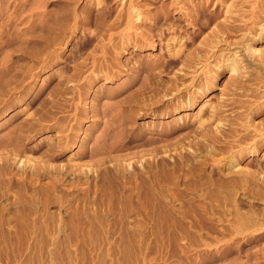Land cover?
I'll return each instance as SVG.
<instances>
[{"label":"rangeland","instance_id":"rangeland-1","mask_svg":"<svg viewBox=\"0 0 264 264\" xmlns=\"http://www.w3.org/2000/svg\"><path fill=\"white\" fill-rule=\"evenodd\" d=\"M173 1L138 0L163 35L138 51L125 45L130 0H0V264H264V146L238 155L214 141L231 87L226 48L211 62L224 68L216 83L198 82L206 95L176 109L170 92L192 86L171 72ZM211 12L199 7L197 34L181 42L192 52L214 36ZM158 56L171 66L157 79L136 73ZM240 112L264 129L263 103ZM237 163L258 172L238 182Z\"/></svg>","mask_w":264,"mask_h":264},{"label":"bare ground","instance_id":"bare-ground-1","mask_svg":"<svg viewBox=\"0 0 264 264\" xmlns=\"http://www.w3.org/2000/svg\"><path fill=\"white\" fill-rule=\"evenodd\" d=\"M139 2L138 0H130V6H128L129 8H127L129 10V13H128L129 16H128V30H126L127 32L126 34L124 33L126 35V37L124 36L126 40L125 45H127V48H134V49H137L138 51L155 50L158 48L159 44L162 43L163 35L160 34V32L158 34L156 33L154 34L151 30L152 27L150 26L149 28L147 27L148 25L153 24L152 23L153 18L151 17L152 15L149 12L150 10L146 11L144 9V7L145 8L147 7L146 5L147 3H144L146 5L144 6V4L142 3L139 4ZM199 7L212 8L213 12H211L210 18H211V21L214 22V25L212 24L214 36L209 42H207L204 45V47L199 52H192L195 48H192L189 50L187 49L186 44H181V42L183 40L190 41L191 37L197 34V31H198L197 16H198ZM171 10L174 11L178 15L177 27L179 29L176 31L173 27H171L167 30L168 36H169L167 40V52H168V56L172 59V65L175 67V69H173V71L171 72L173 73V78L180 80V83H182V85H184L183 80L189 79L190 85L192 86L190 89L191 92H189V89H187L186 87H181V91L179 90L180 92L178 94L176 93L177 95L174 94L175 92H170V94H172V96H174L175 99L178 100L177 102L175 101L178 105L176 109L178 108L185 109L186 107L187 108L192 107L191 105L194 103V100L196 99L194 96L200 94V92H204L196 88V85L198 84V82L200 83L204 82L205 84L204 86L206 85L210 86L216 83V80L218 79V75L224 71L223 70L224 68H222L221 66L214 67L211 62H213L219 56L217 54L221 51V48H226L225 51L227 53L229 51L230 58L226 62V64L228 63L226 67L229 69L225 73L231 74V78H230L231 87L229 90V94L227 95L228 97L222 95L220 99L222 104H226L227 102L228 104L225 105L224 112H223L225 114L224 116L225 121L224 122L216 121V125L213 127L214 135L216 134L214 137V141L218 138L216 140L217 143H224L228 148L229 147H231L232 149L237 148L238 155H244L246 152H249L252 154L257 153L264 146V133H262L264 132V129H257L256 127L252 126L251 124L252 120L250 118V114L246 115V117L245 116L243 117L240 110L243 108H248L250 109V112L252 115L255 113V110L259 106L260 103L264 104V100H263L264 99V50L259 48V46H261L262 44L264 45V0H174L171 3ZM217 10L218 12L222 11L225 16L224 19L220 22H218L216 13L214 14V12H216ZM180 23L184 25L183 28H186V30L184 31L185 37L183 38L181 36L179 37L177 36V33H180V35L183 34V31H182L183 28L179 25ZM210 26H211L210 21L203 24L204 30L209 29ZM190 30H191V34H187V31H190ZM122 45L124 44L122 43ZM118 50L125 51V48H122V49L120 48ZM121 52H118L119 56L121 55ZM115 53L117 54V52ZM118 55L117 56L115 55V56L118 57ZM162 56H163V53H162ZM162 56L160 57L158 56V59L155 61H152V60L146 61L145 59V61L143 62L142 61L138 62L137 65L134 64L136 73L138 75L140 72L147 73L154 79H157L158 78L157 76L160 74L157 71H162V73H164L167 70V68L171 66V65L167 66V62L165 59L162 58ZM118 60H120V58H118ZM120 62L121 61H118L117 65L121 66ZM120 66H118V68ZM184 66H185V69H184ZM212 66H213L214 71H210V67ZM219 69H221L220 73L218 71ZM214 72L216 73L214 74ZM177 80H174L175 87L178 85ZM156 86H158V84H156ZM144 93H147V91H145ZM204 94L205 93L200 94V96ZM137 95L136 97L140 98L139 97L140 94H137ZM135 100H132V101L135 102ZM171 101H173V99H171ZM139 106H140V103H139ZM243 112H247V110L245 109ZM201 122H202V119L199 121V123ZM232 149L229 148L228 150L230 151ZM212 151H214V149ZM225 153L227 154L228 151ZM171 159L173 160V157ZM186 159H188V157H186ZM186 159H185V162H186ZM231 165H230L229 172L237 174V175H234L233 178L237 179L238 182H241L240 178L245 181H248L250 178H253L255 173L258 172V171L252 172L250 170L242 169L240 167L241 163H237L235 165V166H238V169L236 170H234L235 166H231ZM173 166H174L173 169L175 171L176 170L178 171L179 168H181L179 170L186 168L187 172H191L190 164H188V162L183 163V161L180 162L179 160L178 162L176 160ZM187 172L185 171V173ZM184 175L185 174H183L182 176L184 177ZM192 175H193V172H192ZM152 176H154L153 172L151 170H147V177H146L148 181L147 183H151ZM185 176L189 177L188 175H185ZM191 178L192 177H189L186 180H190ZM188 182L187 184H189ZM192 183L193 184L191 185H194L196 181ZM151 187L152 186H149V188ZM189 187H190V184L187 185L186 188H189ZM215 188L222 189L223 187L221 185H217L215 186ZM224 189H227V187ZM152 191L150 189L148 190V192H151L150 194H152ZM161 192L159 193L161 194ZM162 196H164V194ZM40 217H42L41 214H40ZM49 219L50 218H48V220ZM58 221H61V220H58ZM41 224L39 226H41Z\"/></svg>","mask_w":264,"mask_h":264}]
</instances>
